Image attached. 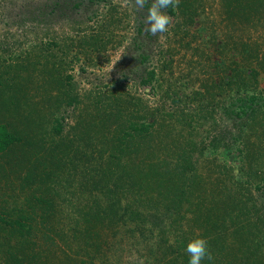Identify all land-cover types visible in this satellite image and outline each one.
<instances>
[{"label": "rangeland", "instance_id": "rangeland-1", "mask_svg": "<svg viewBox=\"0 0 264 264\" xmlns=\"http://www.w3.org/2000/svg\"><path fill=\"white\" fill-rule=\"evenodd\" d=\"M175 9L169 31L152 36L134 0H0V125L23 139L0 153V264H167L183 254L190 229L200 232L193 195H172L168 182L143 192L140 178L149 161L182 148L196 151L203 173L220 163L214 176L234 186L263 183L238 167L240 144L220 154L250 134L264 155V116L260 132L239 133L225 113L239 75L255 69L264 90V0H179ZM118 106L155 120L153 146L111 149ZM66 144L83 152L86 179Z\"/></svg>", "mask_w": 264, "mask_h": 264}, {"label": "trees", "instance_id": "trees-1", "mask_svg": "<svg viewBox=\"0 0 264 264\" xmlns=\"http://www.w3.org/2000/svg\"><path fill=\"white\" fill-rule=\"evenodd\" d=\"M87 1L96 3L102 0ZM150 2L151 0H149ZM147 7L148 5L142 9L145 13H147ZM166 11L172 17V21H174L176 9L169 8ZM137 31L140 33L141 28L138 27ZM143 57L142 60H144ZM154 73L151 70L145 76H142L141 83L144 85L149 84L155 76ZM257 74L258 72L255 69H250L245 74L239 75V77L241 76L239 82L235 84L239 95L234 96L231 105L225 109V113L233 121L234 128L239 133H243L244 129L248 128L249 125L251 126L250 131L253 130L254 126L256 133L261 131V128H257L259 126L255 124L258 122L260 115L264 116V90L259 91L256 88ZM246 78L251 80L248 79L246 81ZM227 84L230 85L231 83ZM241 95L244 96L241 97ZM108 117L113 123L118 122L120 127L118 129L119 134L114 141H111V149L115 152L118 151L119 154L125 153L134 139L138 141L141 139L144 143L147 142V144L153 142L149 144L153 146L155 137L152 132L154 127L152 126H155V120L145 122L144 117L138 118L134 116V112L124 113L121 106L115 107ZM60 130L61 128L58 126L57 132ZM260 133L258 136L264 138V132ZM249 136L250 134L245 137L239 135L234 138L232 141L234 145H225L220 155L225 159L229 152H232L233 149L236 150V143L240 144L241 147L236 151L238 167L240 166V169L242 166L246 167V174L248 173L247 176L249 178L251 176L250 172L253 171L261 183L263 182L262 184H264V171L260 168L264 165V155H258V151H254L256 145L248 141ZM20 140L23 139L19 135L8 131L5 125H0V153H5ZM72 143L75 144L73 141ZM73 144H66L65 150L75 148V157L81 159L82 162L78 159L80 162L78 164L79 167H72L75 172L79 173L80 177H87L88 171L84 167L85 162L82 159L83 152L74 147ZM208 144L216 146V139L210 141ZM202 145V151L199 155L205 156V150L208 147L206 148V143L204 142ZM59 148H62L61 144ZM190 150L191 148H182L181 151L177 150L176 156L172 157V159L159 158L149 161L145 170L143 169V175L140 177L143 184L141 187L142 191L150 193L153 186L163 188L165 183L168 182L174 188L172 195H176L177 197L193 195L195 204H192L194 208L192 211V221L200 232L195 236L194 231L190 229L191 234L186 235L185 241H189L191 235H193L192 239L201 237L207 241L213 260H204L202 264H264V187L259 183L256 185V188L246 189L242 181H238L239 185L237 183L236 186L229 183L230 180H235L233 176H229L227 180L215 177L214 174L222 175L223 173L220 172V165H222L220 163L214 164V174L205 171L203 173L199 168L198 160L200 157H197L196 151ZM68 154L69 152H65L66 156ZM216 155L219 154L213 152L212 155L207 154L206 157ZM49 156L51 157V154ZM115 158L120 161H118V164H124L121 162L120 157ZM86 161H88V157ZM71 169V167L67 169V174L75 179L73 173L69 171ZM242 170L244 169L242 168ZM92 171H98V168L92 167ZM110 174L114 175V173ZM94 183L95 181L91 185ZM106 191L111 192V190L106 188L102 190V193L105 194ZM214 195L221 196L218 198ZM126 211L129 212L128 216L132 214V210L125 206L124 213H122L123 216ZM21 226L23 227L22 224ZM182 246L185 247V243ZM188 261L189 257L184 252L183 254L175 255L167 264H188Z\"/></svg>", "mask_w": 264, "mask_h": 264}, {"label": "clouds", "instance_id": "clouds-1", "mask_svg": "<svg viewBox=\"0 0 264 264\" xmlns=\"http://www.w3.org/2000/svg\"><path fill=\"white\" fill-rule=\"evenodd\" d=\"M134 5L137 10L144 9L148 5L145 17V30L152 36H157L169 31L172 17L166 10L178 7L179 0H151L150 3L149 0H134ZM185 252L189 257L188 264H202L204 260H213L207 241L201 237L189 240L186 244Z\"/></svg>", "mask_w": 264, "mask_h": 264}]
</instances>
